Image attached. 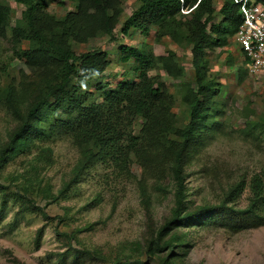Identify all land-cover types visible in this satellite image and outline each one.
<instances>
[{
    "label": "rangeland",
    "instance_id": "374dc122",
    "mask_svg": "<svg viewBox=\"0 0 264 264\" xmlns=\"http://www.w3.org/2000/svg\"><path fill=\"white\" fill-rule=\"evenodd\" d=\"M40 2L42 11L55 18L77 12V0ZM213 3L215 21L219 22L222 0ZM139 4L138 0H118L108 12L100 14L111 16L110 32L88 21L69 24L68 45L76 57L94 51L107 56L108 65L103 72L81 84L79 93L86 96L84 107L100 105L107 91L121 82L137 83L145 73L155 84H163L170 96L165 129H149L152 144L144 151L143 159L136 160L131 155L126 170L93 161L73 180L75 168L90 147L77 146L63 128L1 163L0 264H123L132 257L136 244L143 246L147 241L149 223L159 228L169 219L174 206V181L168 145L173 140L182 141L173 131L189 123L188 102L197 86L191 44L183 27L173 33L168 30L161 37L156 26L147 34L133 28L122 33L124 22ZM0 5L9 9V23L0 35L1 147L17 125L3 91L13 88L14 99L25 111L45 84L54 82L56 67H44L43 63L29 66L17 57V53L30 47L22 21L25 6L14 0H0ZM179 18L184 21L186 17ZM123 46L146 54L149 66L145 71L138 59H125L120 52ZM204 59L216 91L211 95L204 122L197 127L184 167L185 201L192 210L225 203L226 208L237 212L250 204L255 178L261 182L264 193V71L249 73L235 35L226 37L222 46L206 49ZM78 83L77 78L72 79L73 85ZM48 118V123L43 122L47 130L51 125H59L58 120L74 122L78 114L67 115L59 110L49 113ZM143 126L141 118L135 119L132 133L138 134ZM44 147L50 152L41 153ZM32 165L36 168L31 169ZM27 180L41 186L23 200L20 195ZM237 184L238 190L230 195ZM141 188L150 198L149 216L141 200ZM29 203L43 208L48 218L29 210ZM222 212L226 216L231 214L229 210L217 209L207 224L177 227L171 232L183 235L187 244L173 250V264H264V224L231 230L225 227L228 218H223ZM39 229L42 231L36 241ZM81 249L90 253L78 255L75 250ZM94 251L103 258L94 256ZM162 254L136 257L148 264H160Z\"/></svg>",
    "mask_w": 264,
    "mask_h": 264
},
{
    "label": "trees",
    "instance_id": "16d2710c",
    "mask_svg": "<svg viewBox=\"0 0 264 264\" xmlns=\"http://www.w3.org/2000/svg\"><path fill=\"white\" fill-rule=\"evenodd\" d=\"M14 1L25 6L22 21H25L26 38L30 45L27 50L17 53V57L24 59L29 66L43 63L44 67L55 65L56 69L53 76L54 82L45 84L35 101L30 103L25 111L18 106L14 99L13 88L3 91L7 97V105L17 120V125L9 135L8 141L0 147V164L24 150H29L34 146L36 140L48 139L57 128H63L71 134L77 146L90 147L84 160L75 168L73 180L78 178L93 161L110 163L121 171L126 170L131 161V155L136 160L143 159L144 151L152 144L149 129L157 127L164 130L168 121V117L165 115L169 112L170 96L164 85L155 84L154 80L144 73L137 83L121 82L115 89L107 91L100 105L84 107L86 96L79 93L81 84L83 85L84 81L103 72L108 65L107 56L102 51H94L76 57L68 45L71 33L69 24H75L78 21H88L100 25L105 32H110L112 29L111 16L100 14L108 12L118 0H77V12L61 19L44 13L40 0ZM138 1L139 7L124 22L122 33L127 34L133 28L147 34L152 27L156 26L159 30L158 37H161L167 34L168 30L173 33L176 29L183 27L186 32V40L191 44L197 90L191 91L188 102L189 123L177 132L173 131L176 136L181 137L182 141L169 140L172 141L168 145L171 154L169 165L174 181V206L171 215L159 228L152 227L151 223L148 224L147 241L143 246L134 245L132 257L125 260L123 264H148L136 257V254H147L149 258H153L162 253L160 264H173L171 262L173 250L185 247L187 244L183 242V235L171 232L177 227H190L191 224L205 225L212 219L217 209L229 210L231 214L227 216L225 212L222 214L225 215L223 218H228L225 227L227 226L231 230L234 228H255L264 224V212L262 211L264 209V193L261 189V182L257 178L251 184L253 196L250 204L237 212L232 211L229 207L226 208L225 203L218 207L202 206L192 210L189 209L185 201L184 167L191 154L192 139L197 127L204 122L209 110L211 95H214L216 91L213 82L207 75L204 52L213 45H224L226 37L236 34L242 23V18L239 5L233 0H222L218 10L221 16L219 22L215 21L216 8L213 0ZM256 1L264 4V0ZM182 10H186L187 13L182 14ZM179 17L186 18L182 21ZM8 23L9 9L0 5V35L4 34V28ZM207 29L210 34L207 33ZM120 52L125 59L128 57L138 59L143 71L149 66V58L142 50L123 46L120 47ZM245 62L247 61L245 60ZM73 78H77L79 83L73 85ZM59 110L67 115L77 113L78 119L74 122L58 120L59 125H51L47 130L43 126V122L48 123V114ZM137 118L144 121V126L138 134H133L131 125ZM40 151L49 153L50 149L44 147ZM35 168L36 165L31 166V169ZM40 186L39 183L27 180L22 185L23 195H20V198L24 200L30 191L40 189ZM68 186L67 184L61 190V194ZM238 186L240 185H235L229 194L237 191ZM140 196L149 216V195L141 188ZM29 208V210L37 211L43 218H48L43 208L34 203H29ZM148 221L151 219L148 218ZM41 231V229L37 231L36 241L39 240ZM68 238L72 239L71 236ZM75 252L78 255L90 253L86 249L75 250ZM93 255L100 259L103 258L97 251H94ZM59 260L63 262L62 257Z\"/></svg>",
    "mask_w": 264,
    "mask_h": 264
},
{
    "label": "built area",
    "instance_id": "2783aa9c",
    "mask_svg": "<svg viewBox=\"0 0 264 264\" xmlns=\"http://www.w3.org/2000/svg\"><path fill=\"white\" fill-rule=\"evenodd\" d=\"M239 5L242 23L236 41L251 74L264 71V4L256 0H233ZM187 13V11H186Z\"/></svg>",
    "mask_w": 264,
    "mask_h": 264
}]
</instances>
